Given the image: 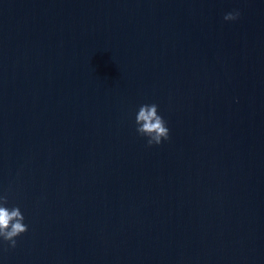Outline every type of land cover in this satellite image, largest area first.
Returning <instances> with one entry per match:
<instances>
[{
  "label": "water",
  "instance_id": "95a60500",
  "mask_svg": "<svg viewBox=\"0 0 264 264\" xmlns=\"http://www.w3.org/2000/svg\"><path fill=\"white\" fill-rule=\"evenodd\" d=\"M4 195L0 264H264V0H0Z\"/></svg>",
  "mask_w": 264,
  "mask_h": 264
},
{
  "label": "clouds",
  "instance_id": "9594fccd",
  "mask_svg": "<svg viewBox=\"0 0 264 264\" xmlns=\"http://www.w3.org/2000/svg\"><path fill=\"white\" fill-rule=\"evenodd\" d=\"M238 11L224 15L225 21L238 18ZM135 131L139 136L146 138L147 146L160 145L162 141L169 139V128L165 119L158 114V105L143 104L135 115ZM8 198L0 196V239L7 242L9 247L16 246V237L28 230L24 223V215L18 206L7 207Z\"/></svg>",
  "mask_w": 264,
  "mask_h": 264
}]
</instances>
